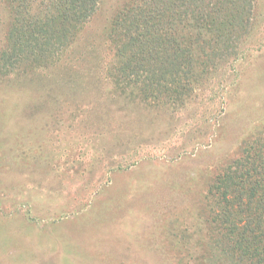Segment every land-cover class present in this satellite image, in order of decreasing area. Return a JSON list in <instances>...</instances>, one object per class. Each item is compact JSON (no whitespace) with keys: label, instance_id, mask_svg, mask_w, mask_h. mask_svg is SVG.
Returning <instances> with one entry per match:
<instances>
[{"label":"rangeland","instance_id":"obj_1","mask_svg":"<svg viewBox=\"0 0 264 264\" xmlns=\"http://www.w3.org/2000/svg\"><path fill=\"white\" fill-rule=\"evenodd\" d=\"M126 1L99 0L56 58L30 75L34 80L18 82L0 67V102L10 105L0 110V264L207 263L198 259L209 229L202 220L204 181L241 140L226 136L215 113L236 98L238 87L226 90L236 72L249 77L264 69V0L254 1L241 55L214 70L191 104L175 111L126 103L106 73L110 22ZM4 2L0 53L10 19ZM40 111L44 119H30ZM105 114L98 136L93 129ZM34 161L71 174V220L50 224L44 217L50 203L42 193L50 183L39 192L12 186L23 162ZM82 204L85 212L75 218Z\"/></svg>","mask_w":264,"mask_h":264},{"label":"trees","instance_id":"obj_2","mask_svg":"<svg viewBox=\"0 0 264 264\" xmlns=\"http://www.w3.org/2000/svg\"><path fill=\"white\" fill-rule=\"evenodd\" d=\"M4 1L10 19L0 67L4 73L14 72L18 82L21 78L34 80L30 75H37L56 58L99 2ZM254 1L127 0L113 15L108 30L113 50L106 73L116 78L121 89L117 95L126 103L142 102L156 110L175 111L190 105L195 90L207 83L214 70L241 55L238 50L252 25ZM252 72L249 77L236 72V82L226 87H238L236 98L223 100L215 113V122L223 125L226 136L241 140L230 156L215 162L204 181L202 220L209 229L202 241L205 252L198 255L207 262L204 264H264V69ZM88 75L91 77V71ZM9 107L0 102V110ZM43 110L48 111L49 106ZM42 111L30 119H44ZM108 119L106 114L98 119L102 126L93 129H98V136L103 135V122ZM143 141L146 139L139 142ZM33 165L23 162L12 186L39 192L50 183L53 187L42 193L50 203V212L44 217H49L50 224L71 220V174L57 167L38 166L35 161ZM58 201L62 205H57Z\"/></svg>","mask_w":264,"mask_h":264}]
</instances>
